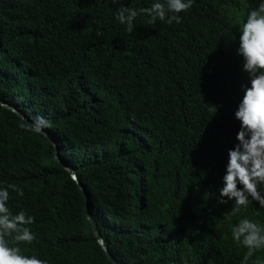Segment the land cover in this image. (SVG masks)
Listing matches in <instances>:
<instances>
[{
  "label": "trees",
  "instance_id": "16d2710c",
  "mask_svg": "<svg viewBox=\"0 0 264 264\" xmlns=\"http://www.w3.org/2000/svg\"><path fill=\"white\" fill-rule=\"evenodd\" d=\"M153 0H0V182L15 213L33 217L31 242L9 247L46 264H241L231 229L264 225L255 201L235 213L217 189L235 143L242 22L260 0H194L179 23L132 31L121 5ZM216 109V111H215ZM37 116L83 191L35 132ZM245 264H264V247Z\"/></svg>",
  "mask_w": 264,
  "mask_h": 264
},
{
  "label": "clouds",
  "instance_id": "9594fccd",
  "mask_svg": "<svg viewBox=\"0 0 264 264\" xmlns=\"http://www.w3.org/2000/svg\"><path fill=\"white\" fill-rule=\"evenodd\" d=\"M194 0H153L150 7L135 8L121 5L115 14L116 20L132 31L133 21L143 14L146 22L157 20L165 23L181 20L180 13L186 12ZM236 55L240 58V71L246 82L239 85V99L232 113L238 122L235 143L227 150L223 175L217 189L221 204L231 201L235 213L241 206L252 201L264 206V0L247 11L237 37ZM216 111V109H215ZM48 121L37 116L32 122L35 132H42ZM10 192L23 196L24 191L14 183L0 182V264H46L35 256H23L19 249L9 247L4 235L15 232L16 241L31 242L32 231L27 227L33 222L24 210L13 213L7 204ZM233 241L247 248L241 264H245L253 250L264 247V225L242 217L231 229Z\"/></svg>",
  "mask_w": 264,
  "mask_h": 264
},
{
  "label": "water",
  "instance_id": "95a60500",
  "mask_svg": "<svg viewBox=\"0 0 264 264\" xmlns=\"http://www.w3.org/2000/svg\"><path fill=\"white\" fill-rule=\"evenodd\" d=\"M0 105L7 108V109H10L12 112H15L19 117L25 119L23 116H21L20 113L16 112L15 109L12 107V106H9L7 103H3V102H0ZM26 121H28L27 119H25ZM32 124V122H31ZM41 134H43L44 136H46L48 139H50L51 143L53 144V147H54V155H55V158L56 160L66 169L68 170V172L70 173V176L71 178L74 180V182L79 186V188L83 191V187L82 185L80 184V182L78 181V178L76 176V173L74 171V169L68 165H66L64 163V161L62 160V158L59 156V152H58V148H57V143L55 140L52 139V137L47 134L46 132H44L42 130V132H40ZM86 209H87V212H86V217L91 225V228H92V231L94 233V236L96 238V241L98 243V245L101 247L106 259L111 262L112 264H118L113 258L112 256L110 255V253L108 252V249H107V246L105 245L104 243V240L102 239V237L100 236V234L98 233L97 229H96V225H95V222L93 220V218L91 217L90 215V212L88 211V206H87V203L85 205Z\"/></svg>",
  "mask_w": 264,
  "mask_h": 264
},
{
  "label": "rangeland",
  "instance_id": "374dc122",
  "mask_svg": "<svg viewBox=\"0 0 264 264\" xmlns=\"http://www.w3.org/2000/svg\"><path fill=\"white\" fill-rule=\"evenodd\" d=\"M3 107V106H2ZM5 108V107H4ZM7 109V108H6ZM10 112H12L10 109H8ZM16 111V110H15ZM17 112V111H16ZM14 114H16L15 112H12ZM19 113V112H18ZM17 115V114H16ZM18 116V115H17ZM19 117V116H18Z\"/></svg>",
  "mask_w": 264,
  "mask_h": 264
}]
</instances>
